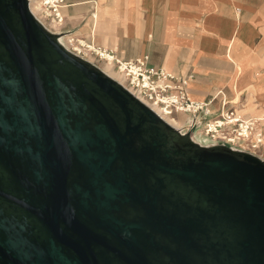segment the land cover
<instances>
[{
  "label": "water",
  "instance_id": "obj_1",
  "mask_svg": "<svg viewBox=\"0 0 264 264\" xmlns=\"http://www.w3.org/2000/svg\"><path fill=\"white\" fill-rule=\"evenodd\" d=\"M29 0H0V264H264V157L176 127Z\"/></svg>",
  "mask_w": 264,
  "mask_h": 264
},
{
  "label": "crops",
  "instance_id": "obj_2",
  "mask_svg": "<svg viewBox=\"0 0 264 264\" xmlns=\"http://www.w3.org/2000/svg\"><path fill=\"white\" fill-rule=\"evenodd\" d=\"M60 12L67 35L190 75V100L207 102L197 131L234 109L260 119L264 142V0H63Z\"/></svg>",
  "mask_w": 264,
  "mask_h": 264
},
{
  "label": "built area",
  "instance_id": "obj_3",
  "mask_svg": "<svg viewBox=\"0 0 264 264\" xmlns=\"http://www.w3.org/2000/svg\"><path fill=\"white\" fill-rule=\"evenodd\" d=\"M29 1L31 3V0ZM38 2L40 12H33L35 16L49 29L60 31L63 23L60 7L63 0ZM50 22H56L59 27L53 28ZM63 41L70 50L93 62L110 61L112 68L122 76V81L117 80L138 99L152 106L156 112L158 110L173 117L181 112L196 120L199 111L207 105V102L190 100L186 89L190 75L177 76L162 68L148 66L147 56L120 59L111 50L97 47L91 42L86 43L71 35H66ZM259 122L260 119L243 118L234 109H226L220 112L218 118L205 122L201 133L211 140L236 145L264 157V142Z\"/></svg>",
  "mask_w": 264,
  "mask_h": 264
},
{
  "label": "bare ground",
  "instance_id": "obj_4",
  "mask_svg": "<svg viewBox=\"0 0 264 264\" xmlns=\"http://www.w3.org/2000/svg\"><path fill=\"white\" fill-rule=\"evenodd\" d=\"M30 7H31L32 12H34V13H38V12H40V6H39V2H38V0H31ZM50 25H51L53 28H55V29H57V28L59 27L58 24H57L56 22H50ZM67 39H68V38H67ZM102 69H103L105 72H107L110 76H112L113 78L122 81V76H121V74H120L118 71H116L115 69L112 68L110 61H105V62H103ZM150 107L153 108L152 106H150ZM153 109H154V108H153ZM154 110H155V109H154ZM157 112L160 114V116H161L162 118H164V119H165L168 123H170L171 125L176 126V125L179 124V120L176 119L175 117H173V116H169V115H165V114L159 112L158 110H157ZM176 127H178V126H176Z\"/></svg>",
  "mask_w": 264,
  "mask_h": 264
},
{
  "label": "rangeland",
  "instance_id": "obj_5",
  "mask_svg": "<svg viewBox=\"0 0 264 264\" xmlns=\"http://www.w3.org/2000/svg\"><path fill=\"white\" fill-rule=\"evenodd\" d=\"M61 31V30H60ZM94 63L97 64L100 68H102L103 66V62L101 60L97 61V60H94ZM179 124H180V121H179ZM176 125L178 127H183V126H180V125ZM196 132V137L198 139H202V140H208V137H206L205 135H203L201 133V131H197V129L194 130V133Z\"/></svg>",
  "mask_w": 264,
  "mask_h": 264
}]
</instances>
